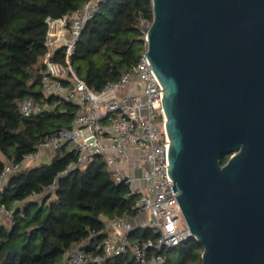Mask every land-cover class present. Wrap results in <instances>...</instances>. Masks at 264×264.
Segmentation results:
<instances>
[{
    "label": "water",
    "instance_id": "obj_1",
    "mask_svg": "<svg viewBox=\"0 0 264 264\" xmlns=\"http://www.w3.org/2000/svg\"><path fill=\"white\" fill-rule=\"evenodd\" d=\"M151 3L164 167L201 264H264V0Z\"/></svg>",
    "mask_w": 264,
    "mask_h": 264
},
{
    "label": "trees",
    "instance_id": "obj_2",
    "mask_svg": "<svg viewBox=\"0 0 264 264\" xmlns=\"http://www.w3.org/2000/svg\"><path fill=\"white\" fill-rule=\"evenodd\" d=\"M86 0H0V173L7 163L19 164L46 138L70 128L79 107L46 97L41 87L43 62L48 53L47 20L74 13ZM153 21L151 0H105L83 29L71 59L76 73L92 89L119 80L135 66L144 51L142 22ZM65 48L51 57L64 62ZM44 102L48 109L24 116L19 103ZM77 148L66 142L51 163L28 167L7 181L0 207L20 205L0 224V264H64L74 248L88 240L86 249L97 254L96 244L107 236L106 223L114 217L139 216L124 184H116L102 157L95 155L83 169L64 173L77 160ZM229 155L222 158L225 164ZM64 173V174H63ZM56 183L54 192L46 189ZM40 195L33 200L32 195ZM91 234H95L90 238ZM132 240L151 237L138 228ZM203 248L190 239L165 250L166 264H201ZM93 264V263H88ZM106 264H136L128 253Z\"/></svg>",
    "mask_w": 264,
    "mask_h": 264
},
{
    "label": "built area",
    "instance_id": "obj_3",
    "mask_svg": "<svg viewBox=\"0 0 264 264\" xmlns=\"http://www.w3.org/2000/svg\"><path fill=\"white\" fill-rule=\"evenodd\" d=\"M104 1L86 0L74 13L47 20L48 53L40 79L42 90L46 97L54 96L59 101L75 104L79 110L70 128L49 135L21 163L6 164L0 173V193L10 177L35 166L45 154H50L53 160L63 144L73 142L77 160L64 173L85 168L92 156L102 157L116 184H124L129 196L137 198L132 209L146 219L137 226L127 218L108 220L107 236L95 246L98 253L89 252L88 240H85L74 248L64 264H106L108 259L128 253L136 264H166L162 252L194 236L174 196L177 193L172 192L169 167H164L169 166V140L162 124L159 88L149 70L151 65L145 60L150 26L142 22L144 51L137 64L99 91L81 79L71 62L83 29L101 10ZM61 48H65L64 62L52 61L51 57ZM19 108L24 116L30 117L47 110L48 104L28 99L20 102ZM55 188L56 183L46 191L51 193ZM31 197L39 200L40 195ZM19 205L15 201L10 208L1 206L0 217L11 218ZM138 228H148L151 237L132 240L130 235Z\"/></svg>",
    "mask_w": 264,
    "mask_h": 264
},
{
    "label": "rangeland",
    "instance_id": "obj_4",
    "mask_svg": "<svg viewBox=\"0 0 264 264\" xmlns=\"http://www.w3.org/2000/svg\"><path fill=\"white\" fill-rule=\"evenodd\" d=\"M145 219H146V216L145 215H139L136 220H134V225H138L139 223H144L145 222ZM0 224H4V225H10L11 222H10V218L9 219H4V218H1L0 217Z\"/></svg>",
    "mask_w": 264,
    "mask_h": 264
},
{
    "label": "crops",
    "instance_id": "obj_5",
    "mask_svg": "<svg viewBox=\"0 0 264 264\" xmlns=\"http://www.w3.org/2000/svg\"><path fill=\"white\" fill-rule=\"evenodd\" d=\"M44 62V60H43ZM52 161V158L50 157V154H45L36 164L35 166H38V165H47L49 163H51ZM135 174H139V171H136L135 170ZM135 219H133V222H134ZM137 226V225H136Z\"/></svg>",
    "mask_w": 264,
    "mask_h": 264
}]
</instances>
